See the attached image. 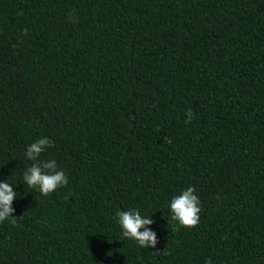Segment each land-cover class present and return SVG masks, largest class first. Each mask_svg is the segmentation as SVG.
I'll list each match as a JSON object with an SVG mask.
<instances>
[{"label":"trees","instance_id":"16d2710c","mask_svg":"<svg viewBox=\"0 0 264 264\" xmlns=\"http://www.w3.org/2000/svg\"><path fill=\"white\" fill-rule=\"evenodd\" d=\"M42 137L68 178L47 196L23 181ZM0 181V264H264V0H0Z\"/></svg>","mask_w":264,"mask_h":264},{"label":"clouds","instance_id":"9594fccd","mask_svg":"<svg viewBox=\"0 0 264 264\" xmlns=\"http://www.w3.org/2000/svg\"><path fill=\"white\" fill-rule=\"evenodd\" d=\"M193 117L194 113L189 109L185 122L190 123ZM53 146V142L48 137H42L31 143L25 153L33 163L24 172L23 181L31 188H37L45 196L68 184V178L63 170H58L56 160H39L41 154ZM194 192V186L188 187L180 195L173 197L170 203L172 220L178 221L181 226L186 228L195 227L200 219V200ZM16 196L17 192L11 184L7 181H0V222L9 219L11 223H15L13 215L15 209L12 204ZM117 216L123 237L137 241L138 245L144 248L156 247L158 242L156 232L145 227L153 223L152 219L142 216L136 209L121 210ZM142 228L143 231H141ZM207 264H212L211 258Z\"/></svg>","mask_w":264,"mask_h":264}]
</instances>
